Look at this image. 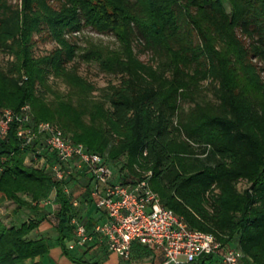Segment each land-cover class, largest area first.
I'll use <instances>...</instances> for the list:
<instances>
[{"label":"trees","instance_id":"obj_1","mask_svg":"<svg viewBox=\"0 0 264 264\" xmlns=\"http://www.w3.org/2000/svg\"><path fill=\"white\" fill-rule=\"evenodd\" d=\"M226 1L229 13L224 0H0V53L8 57L0 109L29 105L33 122L56 125L116 164L125 183L152 172L151 190L190 228L239 249L242 264H264V0ZM82 28L113 34L120 49L81 48ZM36 36L56 47L36 57ZM144 52L150 62L139 58ZM77 58L119 83L93 95ZM49 76L68 86L66 95L48 101L37 93ZM183 101L193 106L184 111ZM35 144L23 146L14 126L0 140V200L32 213L19 225L0 219V264L48 258L50 239L36 231L53 191L62 254L99 264L70 254L79 207L48 173L25 164Z\"/></svg>","mask_w":264,"mask_h":264},{"label":"built area","instance_id":"obj_2","mask_svg":"<svg viewBox=\"0 0 264 264\" xmlns=\"http://www.w3.org/2000/svg\"><path fill=\"white\" fill-rule=\"evenodd\" d=\"M13 126L23 146L36 143L25 164L43 170L60 183L75 208L80 206L82 194L88 192L92 204L104 216L91 230L81 218L73 217L69 250L90 246L99 238L108 251L125 260L131 258L132 247L137 244L159 251L163 256L160 264H189L203 256H212V264H242L244 256L239 249L190 228L181 216L162 204L149 186L152 172H145L131 183L115 180L116 164L74 143L56 125L33 122L29 105L17 111L0 109V140Z\"/></svg>","mask_w":264,"mask_h":264},{"label":"rangeland","instance_id":"obj_3","mask_svg":"<svg viewBox=\"0 0 264 264\" xmlns=\"http://www.w3.org/2000/svg\"><path fill=\"white\" fill-rule=\"evenodd\" d=\"M17 0H12V3H16ZM224 5L226 8V11L229 13L231 11L229 3L224 0ZM77 43L78 45L83 48L87 49L92 46L94 47H102V48H108L110 50H119V44L116 41V38L111 33H97L93 31L90 28H82L79 33L77 34ZM36 45L34 48V55L36 57L44 56L49 54L55 47L56 44L49 40H42L38 39L36 36ZM135 51L137 52V49L135 48ZM151 54L149 52L140 53L139 58L144 62H150ZM8 57L0 53V63L5 67L6 61ZM75 65L77 66V71L79 75L90 81L92 84L95 85L97 88V91L93 93V95H100L101 89H104L108 86V84H117L119 83V78L108 75L106 73H103L97 63L91 62V63H84L79 58L74 60ZM262 79L264 80V73L261 74ZM204 89L202 90V93L205 92V89L211 88L206 82H204L203 85ZM68 92V86L60 79H55L52 76L48 77L47 83L44 87L39 86L37 87V93L39 95H43L48 99V101L54 100L55 95H66ZM201 93V94H202ZM206 97L205 99H209L212 97V94H210L209 91L205 92ZM182 109L184 111H188L191 106H193V103L190 101H183L181 103ZM246 187V184L241 182L237 185V188L239 190H243ZM42 208L44 209V218L43 222H47V225L50 228L49 230H52L53 233L50 236L48 234V238L51 240V242H55V214L57 212V207L55 205V197L54 194H50V199L42 203ZM32 213L26 209V208H20L17 204L6 201L4 199L0 200V219L7 225H19L23 221H26L31 217ZM237 241V237L235 239ZM75 252V251H73ZM48 264V262L46 263Z\"/></svg>","mask_w":264,"mask_h":264},{"label":"crops","instance_id":"obj_4","mask_svg":"<svg viewBox=\"0 0 264 264\" xmlns=\"http://www.w3.org/2000/svg\"><path fill=\"white\" fill-rule=\"evenodd\" d=\"M122 173H118L115 175V180L122 179L124 176ZM120 174V175H119ZM54 192V191H53ZM52 192V194H53ZM83 196V194H82ZM82 196L80 198H82ZM50 199V196L49 198ZM90 200V199H89ZM57 210L58 205L55 203ZM79 217L86 223L88 229H92L98 222L104 220V216L94 207L91 200L82 199L80 206L78 208ZM56 219V216H54ZM57 223V219H56ZM55 223V226H56ZM49 226L47 222H42L39 225V228L36 231V235L40 238H48V234L52 235L53 231L49 230ZM53 236V235H52ZM57 238V232L55 233V239ZM54 239V240H55ZM50 242V253L47 259L42 261V264H74L70 260H68L63 254L60 247L57 246L56 240L55 242ZM68 243V242H67ZM70 254L78 259L84 260L89 263H99V264H160L163 261V256L159 251H153L141 247L135 244L132 247L131 258L129 260H125L118 256L115 253L108 251L105 242L103 240L97 238L93 244L87 247H76L73 250H69ZM75 251V252H73ZM40 259H35L33 262H29L28 264H39Z\"/></svg>","mask_w":264,"mask_h":264}]
</instances>
